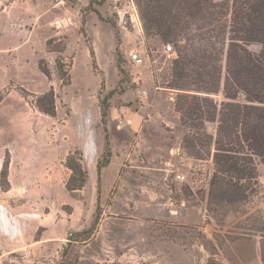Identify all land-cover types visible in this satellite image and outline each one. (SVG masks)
I'll use <instances>...</instances> for the list:
<instances>
[{
	"label": "rangeland",
	"instance_id": "obj_1",
	"mask_svg": "<svg viewBox=\"0 0 264 264\" xmlns=\"http://www.w3.org/2000/svg\"><path fill=\"white\" fill-rule=\"evenodd\" d=\"M48 1L60 4L59 14L32 19L46 0H0V141L9 136L17 151L10 173L8 155L1 156L0 247L9 252L2 257L0 253V264H264L261 158L252 156L257 177L250 183L239 181L243 193L229 191L223 200L215 196V174H221L215 162L217 139L227 149L223 152L235 153L227 133L218 129L221 103L227 101L222 92L170 87L175 47L157 35L145 36L134 0L102 4L94 0L93 7L114 23L118 44L109 22L99 20L92 11L81 13L88 2ZM133 9L140 18L142 36L133 33L129 18ZM82 18L86 37L79 31ZM49 39L53 41L47 46ZM167 44L174 56L163 51ZM131 45L146 49L150 59L133 66L126 52ZM245 46L254 53L261 50L259 43ZM57 56L69 73L68 84H62L55 72ZM40 58L45 59L50 78L39 72ZM224 75L223 65L221 87ZM50 86L56 95L53 117L38 111L33 97L24 98L20 90L40 94ZM115 88L109 99L114 108L107 119L108 170L99 182L96 173L94 180L88 174L82 189L70 194L64 184L70 174L65 155L76 148L81 151L88 140L105 141L98 96ZM192 96L213 100L217 105L213 120L182 122L179 106L192 102ZM124 122L136 128L135 136L117 127ZM7 125L17 126L16 141ZM39 142L62 148L58 178H43L44 171L35 172L30 158H20L25 146ZM115 153L118 158H113ZM98 195L101 209L96 229L88 239L68 244L71 232L91 226Z\"/></svg>",
	"mask_w": 264,
	"mask_h": 264
},
{
	"label": "trees",
	"instance_id": "obj_2",
	"mask_svg": "<svg viewBox=\"0 0 264 264\" xmlns=\"http://www.w3.org/2000/svg\"><path fill=\"white\" fill-rule=\"evenodd\" d=\"M104 1L98 0L95 4H102ZM134 1L139 9L145 36L157 35L175 47L176 57L172 61L173 79L170 87L194 88L205 93L221 91L227 100L221 103L218 129L219 132L227 133L232 144L231 151L235 153L223 152L227 149L220 139H217L215 162L221 174H215L214 183L218 187L215 196L223 200L229 191L242 192L243 186L239 181L245 179L250 183L257 177L252 156H258L264 162V105L254 104L264 103V0H225L219 3L213 0ZM93 3L94 0H89L86 7L80 8L81 13L92 11L99 20L109 22L115 28L111 20L103 17L99 10L93 7ZM83 25L82 18L79 31L86 37ZM115 37L118 44L120 38L116 28ZM52 41L47 40V46H50ZM253 42L261 45L258 53L248 50L245 46ZM88 49L93 57L91 45H88ZM56 51L60 52L61 49ZM54 63L55 72L62 84H68L69 73L61 57L57 56ZM92 65L95 67L94 61ZM223 65L225 75L221 87ZM37 68L45 77L50 78L51 72L45 59H38ZM119 71L122 72L120 67ZM122 78L123 76L117 84L119 92L123 90ZM20 90L24 98L29 95L33 97V104L38 111L55 116L56 95L52 86L40 94L31 93L22 87ZM115 91L116 88L103 97L98 96L100 121L105 133V146L96 164L98 182L101 169L110 162L111 157L107 119L109 99ZM192 100L179 106L182 122L189 120L194 123L201 118L203 121L215 118L217 105L209 96H192ZM240 154L248 155L245 157ZM64 162L70 170L65 189L73 194L87 182L88 171L82 152L77 148L67 152ZM6 165L5 161L1 177L5 175ZM234 178L237 181L234 182ZM100 209L98 195L91 226L85 230L71 232L67 238L68 244L89 238L96 229ZM261 230L264 232V227ZM261 250V260L264 263V236Z\"/></svg>",
	"mask_w": 264,
	"mask_h": 264
},
{
	"label": "crops",
	"instance_id": "obj_3",
	"mask_svg": "<svg viewBox=\"0 0 264 264\" xmlns=\"http://www.w3.org/2000/svg\"><path fill=\"white\" fill-rule=\"evenodd\" d=\"M82 1H83V3L88 2V0H82ZM60 10H61V8H60V4L59 3L55 4V3H52V2H50L48 0H46L45 3L41 4L40 9H39V13L37 12L36 15H32L31 18L35 19V18H37V16H40V17L44 18V17L49 16L50 14H54L55 16H57L59 14ZM132 27H134L133 23H132ZM133 33L135 35L138 34V30H137L136 27H134ZM134 46L135 45H131V46H129L126 49L127 56H128L129 49H131V47H134ZM127 58L129 60V57H127ZM113 108L114 107L111 106L110 109H109V112H112ZM98 114H99V108H98ZM10 115L11 114H9L8 116L10 117ZM50 117H52V116H50ZM7 127L9 128V131L13 132L11 134L12 137L13 138L16 137L14 135V132H15V129L17 128V126L16 125H11V126L7 125ZM117 127H119V128L120 127L121 128L124 127L129 132H131L133 134V136H135L136 128H134V129L132 128L131 129V126L127 122L126 123L124 122V123L117 124ZM27 129H29V126H27L26 128L24 127L23 130L27 131ZM31 130H32V128H31ZM13 140L16 141L15 138ZM0 142H1L0 165H1L2 161H3V159H2L3 155H8V157H9L8 164H9V173H10V171H11L10 169H12V167L16 165L15 157L17 155V151L15 149V146H13L14 142L12 144L11 141L9 140V136L3 137V139ZM104 146H105V141H103V142L101 141L99 143L98 142L94 143L93 140H88L87 143H84V145H82L80 147L82 155H83V158H84V161H85V163L87 165L89 178H91L93 180L95 178V173H96V176H97L96 164H97L98 158L100 157V155L103 152ZM59 147L60 146L57 143H55V145H50V146L49 145L45 146L41 142L35 143L31 147L25 146L24 150H23V153H22L23 155L20 158L21 159L30 158L32 169L35 172L44 171L43 178H46V179L47 178L48 179L58 178L61 175V172H62L61 168L63 166V163H62L63 162V150H62L61 147L60 148ZM109 148H110V144H109ZM110 151H111V148H110ZM121 153L123 154L122 150H121ZM114 155L115 156H113V158L114 157L118 158L117 153H115ZM48 163H53V164H48ZM51 165H53L51 170H47V166H51ZM107 170H106L105 166H104V168L101 169L100 175H99V181H100L101 175L104 174L105 171H107ZM45 175H46V177H45ZM69 175H68V177H69ZM8 180H9L11 186H12L13 185V181L10 178V175H9V179ZM8 252L9 251H7L6 248H1L0 247L1 257L4 256Z\"/></svg>",
	"mask_w": 264,
	"mask_h": 264
},
{
	"label": "built area",
	"instance_id": "obj_4",
	"mask_svg": "<svg viewBox=\"0 0 264 264\" xmlns=\"http://www.w3.org/2000/svg\"><path fill=\"white\" fill-rule=\"evenodd\" d=\"M129 18L131 22L133 23L134 27L137 28L138 30V35L142 36V26H141V21L138 16V13L133 9L130 10L129 13ZM163 51L167 53L168 56H174L175 52L172 49V46L170 44L163 45ZM128 57L130 62L132 63L133 66H138L144 64L147 60H149V56L146 52V49L141 48V46L135 45L134 47H131L128 51ZM177 178L183 179L182 174H177Z\"/></svg>",
	"mask_w": 264,
	"mask_h": 264
},
{
	"label": "water",
	"instance_id": "obj_5",
	"mask_svg": "<svg viewBox=\"0 0 264 264\" xmlns=\"http://www.w3.org/2000/svg\"><path fill=\"white\" fill-rule=\"evenodd\" d=\"M67 1L71 2V0H67Z\"/></svg>",
	"mask_w": 264,
	"mask_h": 264
}]
</instances>
